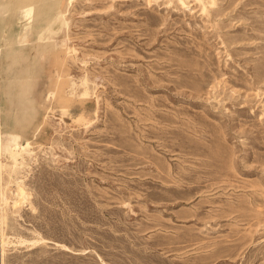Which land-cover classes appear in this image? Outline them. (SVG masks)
<instances>
[{"label": "rangeland", "instance_id": "1", "mask_svg": "<svg viewBox=\"0 0 264 264\" xmlns=\"http://www.w3.org/2000/svg\"><path fill=\"white\" fill-rule=\"evenodd\" d=\"M0 106L1 264H264V0H0Z\"/></svg>", "mask_w": 264, "mask_h": 264}, {"label": "bare ground", "instance_id": "2", "mask_svg": "<svg viewBox=\"0 0 264 264\" xmlns=\"http://www.w3.org/2000/svg\"><path fill=\"white\" fill-rule=\"evenodd\" d=\"M50 40V39H49ZM50 42V41H49ZM47 43V42H46ZM41 47V46H40ZM46 48V47H45ZM1 106H0V124H1ZM18 137V136H17ZM16 139V138H15ZM9 140H10V138H9ZM8 140V141H9ZM11 141V140H10ZM28 143V142H27ZM3 137H2V134H1V130H0V156L2 155V152H3V147H5V146H3ZM29 144V143H28ZM19 145V144H18ZM28 146V145H27ZM7 148L9 149V147L7 146ZM3 157V156H2ZM1 168H2V165H1ZM0 198H1V200H2V194H1V196H0ZM18 204V203H17ZM0 234L1 235H3V229H2V227L0 228ZM5 241H3L2 242V245H5ZM2 250V249H1ZM1 264V263H0Z\"/></svg>", "mask_w": 264, "mask_h": 264}]
</instances>
